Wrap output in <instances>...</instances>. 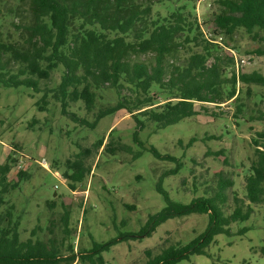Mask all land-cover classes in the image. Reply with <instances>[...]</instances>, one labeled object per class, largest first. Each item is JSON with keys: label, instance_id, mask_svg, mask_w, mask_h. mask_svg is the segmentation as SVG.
<instances>
[{"label": "trees", "instance_id": "trees-1", "mask_svg": "<svg viewBox=\"0 0 264 264\" xmlns=\"http://www.w3.org/2000/svg\"><path fill=\"white\" fill-rule=\"evenodd\" d=\"M205 1L211 11L200 23L195 0H0V87L42 92L36 102L39 111L46 110L50 94L63 115L91 129L120 110L134 121L132 142L138 150L115 141V130H110L104 145L103 137L99 138L90 148L80 147L73 161H66L63 175L69 187L73 189L90 174L87 160L100 149L108 156L132 154L133 159L141 157L144 150L156 160L174 163L175 168L159 176L155 189L165 205L148 215L140 235L151 233L169 219L207 216L206 228L199 236L187 244L172 242L156 254L145 250L144 264H177L191 255L208 256L206 249L215 236L232 235V224L246 221L256 207L264 209V73L237 68L231 53L237 47L222 46L224 38L232 41L240 32L258 44L245 53L264 57V0ZM158 6L166 8L165 15L155 10ZM7 17L12 18L11 29L5 26ZM203 29L221 41L211 42ZM59 68L62 75L58 85L41 89L40 82L49 81ZM103 90L114 94L115 100H104ZM77 103L86 115H93L91 122L68 112L69 105ZM196 104L218 110L220 105L230 104L236 124L262 125L261 130H254L249 143L248 165L238 164L243 194L234 189L233 171L221 167L212 171L210 180L200 182L201 194L189 203L173 201L163 189L162 179L180 171L183 162L152 145L145 147L138 134L147 123L157 132L198 115ZM211 109L203 111L216 116ZM194 142L190 138L186 147ZM204 157H215L223 166H232L224 149L206 150ZM15 161L8 155L0 164V264H106L102 254L114 240L93 241L88 250H74L65 207L59 216V239L54 236L52 218L48 231L53 236L42 239L37 235L42 228L35 226L29 237L20 238L19 218L7 196L29 176L21 169L15 180L8 179ZM197 187L193 182V193L198 192ZM54 205L53 199L45 202L51 215Z\"/></svg>", "mask_w": 264, "mask_h": 264}, {"label": "rangeland", "instance_id": "rangeland-1", "mask_svg": "<svg viewBox=\"0 0 264 264\" xmlns=\"http://www.w3.org/2000/svg\"><path fill=\"white\" fill-rule=\"evenodd\" d=\"M180 4V3H179ZM178 5V3L176 4ZM160 15H165V7H155ZM211 11L205 0H195V14L201 23ZM11 17L5 18V26L10 27ZM258 44L246 35L237 33L230 41L224 38L222 46L233 49L237 57L246 58L243 67L246 72L264 73V57L246 54ZM236 50V51H235ZM62 69L51 73L49 81H41L39 87H56L60 81ZM244 92V91H243ZM254 96L257 89L253 90ZM42 92H34L23 87H0V164L11 155L16 161L11 163L9 180H15L18 166L28 174L26 181L19 184L7 199L14 206V214L20 222V238L26 239L30 231L39 226L42 239L53 236L48 231L49 219L54 222V236H62L59 216L65 210L69 212V226L74 250L91 247V243H106L114 240L109 250L102 256L106 264H144L145 250L152 254L170 243L187 244L199 236L206 228L207 216L191 214L185 217L169 219L160 224L149 234H141L148 215L162 210L165 203L157 193L155 185L159 176L175 164L159 161L151 154L141 150V157L132 158V154L120 153L108 156L101 149L88 158L91 172L83 181L74 184L71 189L63 173L67 171L66 161L74 160L80 147L90 148L103 137V145L109 140L110 130L115 131L112 138L138 150L132 142L135 130L134 121L124 110L99 120L94 129L81 126L71 121L61 112L60 105L47 96L46 110L39 111L36 102ZM104 100L113 102L115 95L103 90ZM255 100H257L255 98ZM213 108L208 104H196L198 115L156 132L154 125L146 124L138 138L145 147L154 146L160 153L179 158L183 166L175 174L162 179V187L170 199L189 203L200 195V182L210 180L212 171L223 168L235 174L234 189L242 192L239 163L248 165L251 157L249 143L254 130H261L258 122L236 124L233 118V106L220 105V110L213 108L216 116L203 111ZM68 112L79 117H86L90 122L92 114H85L80 103L70 104ZM253 128V129H250ZM195 142L186 147L190 138ZM180 141V143L178 142ZM79 146V147H78ZM225 150V156L231 167H225L215 157H204L206 150ZM45 159L48 169L39 162ZM192 170V173H190ZM184 184H182V180ZM196 182L197 191L192 192V183ZM55 202L51 215L45 206L47 200ZM232 235L219 234L206 249L208 256L191 255L177 264H264V209L256 207L253 214L243 222L230 226ZM247 229L242 235L235 234L239 229ZM66 248V244L64 245ZM66 253V249H63Z\"/></svg>", "mask_w": 264, "mask_h": 264}, {"label": "built area", "instance_id": "built-area-1", "mask_svg": "<svg viewBox=\"0 0 264 264\" xmlns=\"http://www.w3.org/2000/svg\"><path fill=\"white\" fill-rule=\"evenodd\" d=\"M197 1H200V0H197ZM203 33H204L205 37H206L208 40H210L211 42L219 43V42L221 41V37H215V36H213L212 33L209 32V31H207L206 29H203ZM231 53H232V55H233V57H234V59H235V65H236L237 68L243 67L244 65L247 64V60H246V58H243V57H237V56L234 54V52H232V51H231ZM39 164H40L42 167H44L45 169H48V167H47V162H46L45 159H41L40 162H39ZM18 168H19L18 170L23 169L22 166H18Z\"/></svg>", "mask_w": 264, "mask_h": 264}]
</instances>
